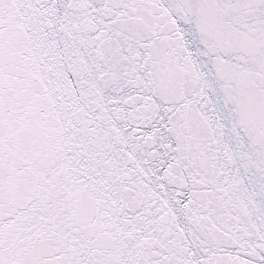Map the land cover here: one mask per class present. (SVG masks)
Instances as JSON below:
<instances>
[{
  "label": "snow or ice",
  "instance_id": "1",
  "mask_svg": "<svg viewBox=\"0 0 264 264\" xmlns=\"http://www.w3.org/2000/svg\"><path fill=\"white\" fill-rule=\"evenodd\" d=\"M0 264H264V0H0Z\"/></svg>",
  "mask_w": 264,
  "mask_h": 264
}]
</instances>
